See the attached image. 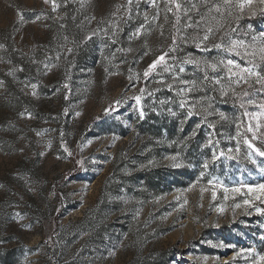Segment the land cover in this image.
<instances>
[{
    "label": "rangeland",
    "instance_id": "rangeland-1",
    "mask_svg": "<svg viewBox=\"0 0 264 264\" xmlns=\"http://www.w3.org/2000/svg\"><path fill=\"white\" fill-rule=\"evenodd\" d=\"M156 3L0 0V264H260L264 157L249 160L243 140L249 124L264 134V109L181 65L220 58L191 41L167 58L185 72L144 77L174 34L166 0ZM234 26L249 39L264 16Z\"/></svg>",
    "mask_w": 264,
    "mask_h": 264
},
{
    "label": "snow or ice",
    "instance_id": "snow-or-ice-1",
    "mask_svg": "<svg viewBox=\"0 0 264 264\" xmlns=\"http://www.w3.org/2000/svg\"><path fill=\"white\" fill-rule=\"evenodd\" d=\"M49 0H45L48 3ZM133 0H128V5H131ZM54 5L53 11H55V0H52ZM149 3L153 7H157L156 0H149ZM190 3V7H186L185 4ZM203 9V11H201ZM167 13H171L175 18V22L172 27L174 34L171 36V44L167 51H162L151 64L148 65L147 69L144 71V77H148L150 73L154 72L158 66H163L165 72L173 71L174 69L178 73L185 72L184 66H179L178 68L174 64H169L168 59L169 54L175 52L178 48L179 42L188 43L191 41L196 48L200 49L202 52H209L211 50H216L220 55V58L215 60H209L204 57H192L188 56L180 61L181 65H192L198 70H202L204 81L213 83L214 85H219L220 92L223 96L227 97L231 94L240 100H245L248 105H256L260 109H264V102L257 105V101L253 98L255 96L264 95V33H259L258 35L251 36L249 39L234 38L238 33V28L234 25L245 16L255 17L256 15L264 16V0H196V2H191V0H166V14L164 17L165 22H168ZM198 17V18H195ZM183 18V22H182ZM39 19V17H37ZM145 20H147V14H145ZM153 21L157 22L158 27H160V34L163 35V25L159 24V12L153 17ZM145 25H140V28L133 33L134 38H138L141 35V30L144 29ZM191 31L194 33L189 36L187 33ZM105 35L108 34V30H104ZM96 33H93L95 35ZM115 35V32L113 33ZM246 35V34H245ZM115 43V41H113ZM71 51V49H69ZM147 55V52L145 53ZM235 57H239L237 60ZM173 61L176 57H170ZM47 67V65L45 66ZM212 73L210 75L209 73ZM224 72L225 75L221 76L220 73ZM176 77H174L175 79ZM227 81V87L222 83ZM184 85L187 86V91L191 92L196 90L198 87L195 81H182ZM33 89L36 85H31ZM172 87V85H168ZM239 89V91H238ZM143 91V89H141ZM182 92L184 89L181 90ZM33 94H35L33 92ZM137 104L140 103V97H136ZM119 104V101H116ZM241 108L245 107V103H240ZM180 107H185V102L181 101ZM209 108L212 107L211 103L208 105ZM207 112V109L204 110ZM175 115V113H172ZM194 114L193 110H189L187 115L191 117ZM200 115V113H196ZM211 114V113H208ZM23 115V113H21ZM31 114H29L30 116ZM143 109H139V117L144 118ZM245 115H248L245 112ZM264 115V113H260ZM220 119H226L227 117L224 113H219ZM253 118H256L255 116ZM205 121L207 117L205 116ZM200 125H197L199 128ZM209 128H215L214 124H209ZM260 130V124L257 123L255 126L249 124L247 127V132L251 133L252 138L249 139L247 136L244 137L243 143L250 150L247 158L252 159V154H258L264 157V150L261 147H257L254 141L261 140L264 142V134L257 135ZM195 135V132H193ZM239 136L240 133L237 132ZM90 143V142H89ZM218 143V142H217ZM209 145H213L211 139L208 140ZM241 150L240 144L237 143L235 152L239 153ZM231 152L232 149H229ZM71 153H69L70 155ZM43 155V153H41ZM223 156L224 153L219 154ZM219 157L214 152L212 155V160L215 161ZM175 161L176 157L170 158ZM255 162V161H253ZM175 167H179V164H174ZM204 167H208V162L204 163ZM209 183H212L209 181ZM258 190L264 192V184L256 186ZM225 192L228 189H224ZM240 189H232L234 192H238ZM203 191V189H202ZM253 191V189H249ZM213 198H215V192H213ZM227 198V197H226ZM259 199V197H257ZM245 204H250V201L245 200ZM240 207V205H236ZM222 211V209H221ZM257 212L264 214V209L257 208ZM19 215V214H17ZM264 240V236L261 237ZM3 243V241H0ZM223 247L224 245H219ZM251 251V250H249ZM260 264H264V256L259 258ZM253 264H256L254 261Z\"/></svg>",
    "mask_w": 264,
    "mask_h": 264
}]
</instances>
